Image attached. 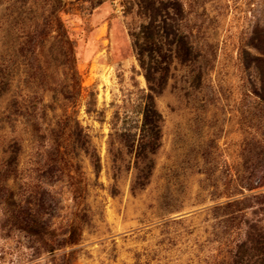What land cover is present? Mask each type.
<instances>
[{"label":"rangeland","instance_id":"1","mask_svg":"<svg viewBox=\"0 0 264 264\" xmlns=\"http://www.w3.org/2000/svg\"><path fill=\"white\" fill-rule=\"evenodd\" d=\"M256 57L264 0H0V264H264Z\"/></svg>","mask_w":264,"mask_h":264},{"label":"trees","instance_id":"2","mask_svg":"<svg viewBox=\"0 0 264 264\" xmlns=\"http://www.w3.org/2000/svg\"><path fill=\"white\" fill-rule=\"evenodd\" d=\"M263 59V60H262ZM260 61H264V58L262 57H256V62H260ZM258 69V67H257ZM258 73L260 74L261 77V95H259L260 99L262 100V102L264 103V71H261L258 69ZM251 176L258 178V182L260 185H264V162L259 165V166H255L253 167V169H251L250 171ZM237 202V201H234ZM79 240V229L76 225H72L70 227V232L69 235L66 239V243L67 244H75L77 243V241Z\"/></svg>","mask_w":264,"mask_h":264}]
</instances>
